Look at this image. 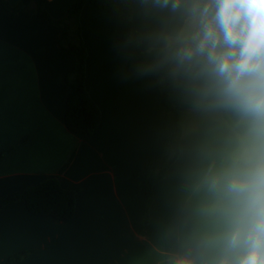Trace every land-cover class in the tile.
Wrapping results in <instances>:
<instances>
[{
    "label": "crops",
    "instance_id": "1",
    "mask_svg": "<svg viewBox=\"0 0 264 264\" xmlns=\"http://www.w3.org/2000/svg\"><path fill=\"white\" fill-rule=\"evenodd\" d=\"M17 6L21 0H6ZM80 0H47L62 19ZM123 6L128 0H98ZM32 8H36L33 4ZM145 16L133 5L132 33L157 27L161 16ZM125 17L93 4L81 14L87 48L86 88L102 119L91 137L65 124L67 77L75 58L59 46L61 30L36 15L10 14L0 7V198L33 189L56 177L76 193L68 221L31 214L24 201L0 211V264H159L164 235L172 223L177 181L174 165L153 188L144 226L143 171L162 153L173 125L164 108L158 76H138L145 61L124 46ZM173 105L185 104L175 91ZM187 119V110L182 121Z\"/></svg>",
    "mask_w": 264,
    "mask_h": 264
},
{
    "label": "clouds",
    "instance_id": "2",
    "mask_svg": "<svg viewBox=\"0 0 264 264\" xmlns=\"http://www.w3.org/2000/svg\"><path fill=\"white\" fill-rule=\"evenodd\" d=\"M128 2L169 14L124 46L187 109L159 264H264V0Z\"/></svg>",
    "mask_w": 264,
    "mask_h": 264
},
{
    "label": "trees",
    "instance_id": "3",
    "mask_svg": "<svg viewBox=\"0 0 264 264\" xmlns=\"http://www.w3.org/2000/svg\"><path fill=\"white\" fill-rule=\"evenodd\" d=\"M47 0H21L17 6H11L8 1L0 0V7L10 14H25L27 17L36 15L49 25L61 30L58 41L60 48L75 58V68L67 77V83L72 91L68 97L65 124L70 133L91 137L99 127L102 119L101 110L89 95L86 88L87 48L82 37L81 14L86 4L107 10L114 16L125 17V41L132 33L133 5L127 2L119 7L98 0H80L68 10L62 19H55L46 9ZM35 4L36 8H32ZM140 52V50L138 49ZM166 82L161 81L160 92L164 108L172 122V133L166 138L161 154L154 156L146 164L143 171L136 176H143L146 186V206L143 225L149 221V209L153 202V188L163 181L173 162L170 154L175 148L182 113L187 110L185 104L173 105L171 95L175 92ZM5 153L0 152V162ZM24 201L28 211L41 217H52L58 221L72 219L76 212V193L64 190L56 177L47 178L39 186L0 198V211L7 205ZM23 255L12 257L7 264L21 259Z\"/></svg>",
    "mask_w": 264,
    "mask_h": 264
}]
</instances>
